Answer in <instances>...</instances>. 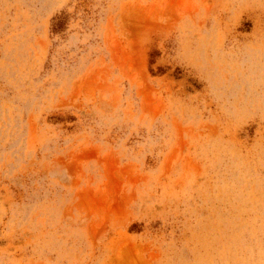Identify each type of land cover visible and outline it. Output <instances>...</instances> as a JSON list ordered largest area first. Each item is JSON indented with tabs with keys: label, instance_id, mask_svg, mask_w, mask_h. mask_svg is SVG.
I'll return each instance as SVG.
<instances>
[{
	"label": "rangeland",
	"instance_id": "374dc122",
	"mask_svg": "<svg viewBox=\"0 0 264 264\" xmlns=\"http://www.w3.org/2000/svg\"><path fill=\"white\" fill-rule=\"evenodd\" d=\"M0 264H264V0H0Z\"/></svg>",
	"mask_w": 264,
	"mask_h": 264
}]
</instances>
